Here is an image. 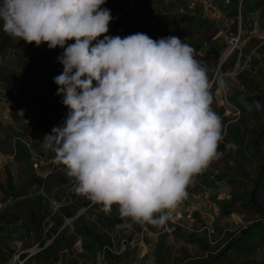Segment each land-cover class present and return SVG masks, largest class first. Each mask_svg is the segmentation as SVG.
Masks as SVG:
<instances>
[{
  "label": "clouds",
  "instance_id": "obj_1",
  "mask_svg": "<svg viewBox=\"0 0 264 264\" xmlns=\"http://www.w3.org/2000/svg\"><path fill=\"white\" fill-rule=\"evenodd\" d=\"M105 2L0 0V27L27 44L63 49L53 82L68 113L42 144L74 191L105 214L115 205L122 219L163 226L192 178L222 155L209 68L176 35H105L113 19Z\"/></svg>",
  "mask_w": 264,
  "mask_h": 264
},
{
  "label": "rangeland",
  "instance_id": "obj_2",
  "mask_svg": "<svg viewBox=\"0 0 264 264\" xmlns=\"http://www.w3.org/2000/svg\"><path fill=\"white\" fill-rule=\"evenodd\" d=\"M108 3H111L114 10L121 11V15L109 23V32L105 35L123 38L137 32H143L156 40L173 35L174 30L179 33L178 37H181L185 43L196 50V58L209 68L211 77L209 80L212 87H218V80L227 77L225 76V71L221 68L220 61L229 50L227 41L232 36V33L240 31L242 38L249 34L250 38L242 44L241 49H236L227 56V60L230 59V62L226 65V70L232 65L233 69L236 65L239 70H237L238 74L233 80L245 82L246 78L247 81H254V83L264 87V73H262L264 69L261 70L260 66L257 65L256 71L253 70L256 66L254 63V47L259 45L257 47L259 49L260 45H264V43H261L260 38L261 19L264 16V13H262L264 8L262 6L259 8L252 7L247 10L255 12V15L247 14L244 16L240 14L235 26L233 24V14L235 9L237 14L240 12V0H106L101 7L107 8ZM207 3H211L212 7H207ZM247 5L251 7L253 4L248 3ZM190 13H192L191 16H189ZM187 16L199 21V23L190 26L189 34L183 32L185 25L181 20ZM213 31L217 36L213 45H209V42H204L203 44L197 42L200 40L199 38H203ZM98 39H103V36L98 37ZM11 41L15 46L8 49L4 56L0 55V184L5 181L4 166L7 165L15 185L20 186L26 182L27 173L45 175V168L47 167L43 165L38 170L31 169L32 166L25 155L27 151L24 141L29 135L35 137L34 139L36 140L43 133H50L53 127L63 124L61 120L59 122L50 120H54L52 96L56 93L54 91H57V85L53 82V78L63 71L62 64L57 61V57L63 53V49L59 47L49 49L46 43L37 47L34 43L27 44L23 40L19 41L12 37ZM74 42L70 40L67 43L72 44ZM22 46L30 47V56H33V59L39 63L36 69L32 66H27L30 65L28 61L20 60L24 57L22 55ZM219 48H221L220 51ZM217 51L218 53H216ZM29 57L27 56V58ZM245 63L246 65H244ZM242 68H244L243 70L247 68L251 71L241 74ZM252 122L254 127L250 129L246 124L251 125L249 116L247 114L239 115L237 123H239V126H243V133L248 134L244 140L241 139L244 143L248 141V136L251 132L257 133L256 121L252 120ZM236 125L230 126L224 132V135L228 136L230 130L237 131ZM37 140L35 148L41 155L55 157L53 151L43 146L42 138L41 142ZM38 142L42 145L40 143L37 144ZM229 160L231 163L237 164L233 159V155L227 154L225 157L215 160L216 165H209L204 174L207 173L216 180L224 179L228 176L224 168H226L225 165H229ZM238 161H240L239 165H242L240 168H243V172H245L246 181L243 180L244 185H242L239 183L241 180L237 178L235 180L239 181L236 186L238 184L241 188L240 191H243H239L238 195H242L244 198L242 193H247L250 190L251 181L254 180V165L255 163L258 165V160L254 159V154L248 153L241 154V158H238ZM60 171L61 169H57L53 173ZM74 183L73 179L67 178V182L55 185L51 189V194L54 196L53 200L62 201L70 185ZM202 185L213 187L216 184L213 181L207 183L205 181ZM236 186L234 188L237 192ZM25 190L27 192L32 191L31 187L27 186ZM83 197L88 199L84 195ZM6 203H8V199H5V196L0 191V206ZM93 203L90 200V204ZM256 203L264 207V193L258 195ZM87 207L82 206L79 209L80 213L85 214L84 220L98 235H105V228L97 221L98 210L102 211V206L98 204V207L92 206L89 209ZM254 211V208L239 204L232 214L227 217H220L215 224L216 233L211 239L212 245L207 242L205 235L201 232L184 234L179 237L162 236L160 239L154 240L149 237H141L138 230L140 224L135 226V230L132 233L129 230L122 232L119 228H116L109 235L112 244L117 245L118 239L125 237L128 241L135 243V246L133 249L126 247V250L118 256L119 259L117 261L108 259L109 264H115L116 262L119 264H161V262L164 263L165 261L172 262V259L173 263H175L178 258L184 257V255L191 260H196L209 254L211 257L223 256L228 258L232 264H264V239L256 237L245 238L238 243L240 244V248L236 249L238 251H234L235 248L231 247L228 250H231V252H224L232 241L241 237L243 231L255 222L259 215ZM113 214L120 217L117 208L113 207L111 214L106 215ZM64 223L69 224L70 219L64 220ZM142 225L147 226L150 230H155L157 227L147 223ZM261 234L264 235V232ZM244 245H246V249L243 248ZM205 248L208 250L207 253L203 251ZM35 249V247H31L27 250L31 252L35 251ZM98 253L96 258L91 260V257L84 254L79 242L76 244L73 255L76 258V264H96ZM162 258L163 261L160 262ZM19 262L17 255H15L9 264H18Z\"/></svg>",
  "mask_w": 264,
  "mask_h": 264
},
{
  "label": "trees",
  "instance_id": "obj_3",
  "mask_svg": "<svg viewBox=\"0 0 264 264\" xmlns=\"http://www.w3.org/2000/svg\"><path fill=\"white\" fill-rule=\"evenodd\" d=\"M253 4L251 7L247 4ZM241 10L240 14L246 16L249 8H259L262 6L264 8V0H240ZM107 9L110 10L113 22L117 17L121 15V11L114 10L111 3H108ZM261 9V8H260ZM262 11V9H261ZM264 13V11H262ZM190 13L189 16H191ZM184 17L181 19L184 22L183 32L189 34L190 26L199 23L198 20H194L191 17ZM234 25H237V11L235 9ZM212 22V21H211ZM235 30V29H234ZM173 35L178 36L179 33L173 30ZM214 32V31H213ZM211 32L203 38H199L198 43L209 42V45L215 43L216 35L215 32ZM181 38V37H180ZM74 41V40H73ZM12 46H15L11 37L4 33L0 29V55L4 56L5 53ZM29 46H22L23 56L21 61H28L27 66H32L35 69L39 64L33 56H30ZM211 48V47H210ZM221 48H219V51ZM218 53V51L216 52ZM27 56L29 58H27ZM227 60V59H226ZM225 67V63L221 64V68ZM209 75V79H210ZM48 80V79H47ZM56 92V90L54 91ZM53 98V108H54V120L63 122L67 116L68 108L62 104V97L56 95ZM262 116L255 114L254 118L256 120L260 119ZM33 139V145L35 147L36 140L41 142L40 137ZM38 142L37 144H39ZM14 154V151H13ZM30 164V156L26 154ZM55 155V153H54ZM53 165H48L45 169V175H34L27 173L26 182L20 186H16L14 183L13 176L7 165L4 166L5 171V181L0 184V191L8 199V203L1 206L0 208V264H9L13 257L17 255L21 264H76V258L73 255L76 247L74 243L77 239L80 240V246L84 254L91 257V260L96 258V254L100 251L104 244H112L110 240V233H112L116 228H119L122 232L129 230L130 233L134 232L137 223L131 222L130 220L122 219L116 215H106L103 211L98 210L97 221L105 228V235H98L84 220L85 214L80 213L79 209L82 206L98 207V204H90L89 199H85L83 195H80L74 191V184H71L68 191L65 193L63 200L60 201L62 204L56 209H52V201L54 196H52V188L60 183L67 182L66 171L63 165L58 164L53 157ZM32 169V167H31ZM44 169V170H45ZM57 169H61L58 173H53ZM33 170V169H32ZM61 173V174H60ZM242 177L239 181L226 180V183L230 190H235L236 183L243 184V180L246 181L245 172L242 173ZM257 182L261 179L257 177ZM31 187L32 191L27 192L25 187ZM237 192L232 194L230 199L220 203V212L222 215H229L235 211L236 207L240 205H247L249 208H254V212L258 213L259 216L255 219L249 228L243 231V235L238 237L236 240L232 241L227 248L224 250L228 251L231 247L239 248L236 245L245 238L256 237L259 239H264V207L256 203L258 198L257 187L254 185V180L251 181L250 190L242 195H238L241 188L236 186ZM236 191V190H235ZM243 192V191H240ZM241 194V193H240ZM246 194V195H245ZM117 208V206H113ZM118 212V211H117ZM65 219H70L69 224H64ZM135 224V225H134ZM118 225H130L118 227ZM141 225H139L138 230H140ZM19 241L21 243L20 249H16L10 243L12 241ZM253 243V242H252ZM236 244V245H235ZM246 245H244V249ZM35 247V251L32 254L28 252L21 251L27 248ZM206 253L208 250L203 249ZM108 259H115L118 256L107 255ZM218 258L205 255L204 258L196 260H187L185 264H213ZM162 260L160 259V262ZM19 264V263H18ZM117 264V262L115 263ZM163 264V263H161Z\"/></svg>",
  "mask_w": 264,
  "mask_h": 264
},
{
  "label": "crops",
  "instance_id": "obj_4",
  "mask_svg": "<svg viewBox=\"0 0 264 264\" xmlns=\"http://www.w3.org/2000/svg\"><path fill=\"white\" fill-rule=\"evenodd\" d=\"M254 42L256 43V41H254ZM257 47H259V45L254 47V63L256 64V66L253 69L254 71H256L257 65L260 66L261 70L264 69V50H262V48H264V45H260L259 49H257ZM255 49H257V50H255ZM227 56L228 55L225 54L224 57L220 61L221 64L225 63V67L222 68L225 71L224 72L225 74H228L232 70V67H233V65H232L228 70H226L227 69L226 65H228L230 62L229 61L230 57L228 58L229 60H226ZM244 65H246V63ZM244 68H242V70ZM250 71H251L250 69L246 68L245 70H243L240 73L246 74L247 72H250ZM262 71H264V70H262ZM262 73H264V72H262ZM225 76H227V77H225V79L228 80V82H227V87L223 88V89L227 93V97H228V100L230 102V106H220V97H221L220 89H219V87H216V86H213L211 88V91H212L213 97H214L212 108L220 116L221 122H222L223 140L221 141V143L219 144V147H218V151L220 153H222V155L220 157L222 158V157H225V155H227V154H231V155H233V159L237 163V164L231 163L229 160V165H225L226 168H224L226 171V174L228 176H226L224 179L234 180L235 182H236V180H235L236 178L241 179L242 173H244V172H243V168H240V167H242V165H239L240 161H238V158H241V154L252 153V154H254V159L258 160V165H257V163H255V165H254V185H256V187H257L256 191H257V194L259 195L260 193H264V87H262V85H259L258 83H254V81L249 82V81H247L246 78H245L246 81L244 82L241 80H233V78L231 76H228V75H225ZM257 104H259L261 106V107H259V109L256 106ZM234 107H236L239 110L241 115L247 114L249 116L251 125H249L248 123H246V124H247V126L250 127V129L254 127L252 120L256 121V124H257V129H256L257 131L256 132L257 133L254 134V131L251 132L248 136V141L246 143H244V141H242L241 139L244 140L248 134L243 133V129H244L243 126L242 125L239 126V123H237V120L239 118L235 119V117H233V114H234L233 108ZM224 109L229 110L231 114L227 115L226 113H224ZM255 114H259V116H262V117L260 119L256 120V118H254ZM50 120L53 121L52 119H50ZM235 124H237L236 126H237L238 133L236 130L235 131L230 130L228 132V136H225L224 132L230 126H232V125L234 126ZM50 133H47V132L45 134L43 133L39 137H40V139L42 138V140H43L44 136L46 134H50ZM40 145H42V144L40 143ZM210 165H216L215 160ZM237 171H241V172H237ZM236 175H239L240 177L236 176ZM257 177H259L261 179L260 182L256 181ZM242 178H244V177H242ZM214 180H215V178L213 176L207 174V173L206 174H204V173L199 174V179H198L199 184H204L205 181H206V183L209 181L214 182ZM213 193L215 196V194L218 193V189L214 188ZM234 193H236L235 190L229 189L228 200L230 199L231 195ZM0 208H1V206H0ZM211 216H212L211 219L213 220L214 224H216L217 220H219L220 217H227L228 215H222L220 212V209H219L217 211H214ZM199 224H200L199 222H196L194 224V227H199ZM158 227L159 226H157L156 229ZM192 233H196V231L188 232L187 230L176 229L171 234H164V235H161V237L162 236L179 237V236H183L184 234H192ZM161 237H159V239ZM79 242H80V240L77 239L74 243V246L76 247V244H78ZM240 242H242V240ZM10 244L13 245L16 249H20V247H21V243L19 241H16V240L12 241ZM237 246L240 248V244H237L236 247ZM27 249L29 250L30 248H27ZM27 249H24L21 251L28 252ZM236 249L237 248H235L234 251H238ZM33 252L34 251H31L28 253L32 254ZM228 252H231V250ZM117 259H119V258L117 257L115 260L117 261ZM189 259H190L189 257L184 255V257L178 258V260L175 263H173V259H172V262L165 261L163 264H185V262ZM162 261H163V258H162ZM117 264H119V263H117ZM213 264H232V263H231L230 259L222 256L221 258H218Z\"/></svg>",
  "mask_w": 264,
  "mask_h": 264
},
{
  "label": "built area",
  "instance_id": "obj_5",
  "mask_svg": "<svg viewBox=\"0 0 264 264\" xmlns=\"http://www.w3.org/2000/svg\"><path fill=\"white\" fill-rule=\"evenodd\" d=\"M207 7H212L211 3H207ZM247 14L255 15V12L249 11ZM239 16L240 12L238 13L237 18ZM261 22L260 38L261 43H264V16H262ZM241 36L242 35L240 31L232 33V36L227 41V45L229 47L227 55H229L236 49L240 50L242 44H244V42L250 38L249 34L244 36V38H242ZM237 70L239 69H237V66L235 65V67L229 73H234V76H236L238 74ZM218 87L221 92L220 106H230L227 93L223 88L219 86V84ZM233 109V117H235V119L239 118V110L236 107H234ZM224 113H226L227 115L231 114L230 111L226 109H224ZM33 143L34 142L32 136L30 135L24 141L26 151L30 156V165L32 166V169L38 170L40 169L39 167H42L43 165H53V157H46L44 155H41L34 147ZM206 170L207 169H205L201 173H205ZM199 174L195 175L192 178L191 183L187 186L186 189L187 197L182 200L174 210L171 211V215L166 223L163 226H159L155 230H150L147 226L141 225V228L139 230L141 237H149L156 240L161 237V235L171 234L176 229H183L187 230L188 232H202L205 235L207 242L210 245L213 244L211 239L216 233V226L211 219V215L214 211L220 209L219 205L221 202L228 199L229 187L226 183V180L224 179H215L214 183L216 185L213 187L199 184ZM214 188L218 189V193L215 194V196L213 193ZM61 204L62 202L60 201H52V209L56 210ZM196 222L200 223L199 227H194V224ZM262 222H264V220H262ZM134 246L135 243H133L132 241H128L125 237H121L120 239H118L117 245L104 244L98 253L96 264H109L107 255L120 256L126 250V247L129 249H133ZM19 264H21V261L19 262Z\"/></svg>",
  "mask_w": 264,
  "mask_h": 264
}]
</instances>
